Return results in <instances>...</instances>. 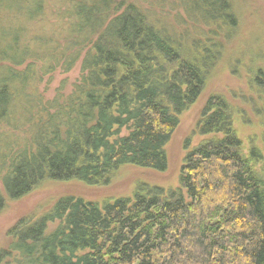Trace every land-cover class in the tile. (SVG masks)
I'll return each instance as SVG.
<instances>
[{"label": "trees", "instance_id": "16d2710c", "mask_svg": "<svg viewBox=\"0 0 264 264\" xmlns=\"http://www.w3.org/2000/svg\"><path fill=\"white\" fill-rule=\"evenodd\" d=\"M44 3L0 0V144L19 116L28 134L19 146L3 142L0 210L47 179L103 185L122 165L166 171L179 115L223 53L209 38L239 26L232 0H177L184 28L136 0H68L61 43L28 34L30 21H44ZM79 61L69 92L45 99L35 87ZM251 85L264 105V86ZM233 112L222 94L207 99L199 129L211 137L187 152L177 188L142 186L103 207L60 195L9 230L0 264H264L263 153L245 147Z\"/></svg>", "mask_w": 264, "mask_h": 264}, {"label": "rangeland", "instance_id": "374dc122", "mask_svg": "<svg viewBox=\"0 0 264 264\" xmlns=\"http://www.w3.org/2000/svg\"><path fill=\"white\" fill-rule=\"evenodd\" d=\"M67 1L45 0L43 24L39 20L30 21L28 34L30 35V31L35 33L41 29L42 39L55 35L62 43L68 33L65 16ZM136 1L143 7L149 8L155 16L165 18L166 24L184 28V25L175 21L180 17L177 0H166L167 3L170 2V5L163 7L159 0ZM232 2L239 16V26L231 37L226 38L227 40L214 36L209 38V47L216 50V53H220L222 49L223 53L217 60V64L208 72L199 98L189 104L179 115V125L166 144L167 170L160 172L132 164L122 165L114 172L110 183L103 185L44 180L29 194L21 198L6 199L4 208L0 210V248L8 245L9 230L20 219H28L30 216L48 211L60 195L76 194L97 202L100 207H103L106 202L132 196L142 186H157L166 191L177 188L185 155L189 150L211 137L200 132L199 121L205 103L212 94H222L231 103L234 109L235 126L240 138L245 147H260L263 161L259 167L264 169V105L255 104L256 94L251 85L254 83L255 87L264 86V74L259 79L260 85L255 82L259 69L264 70V0H232ZM59 28L60 32L55 33ZM189 28L192 29L191 26ZM43 44L45 45V42ZM24 68L25 66L18 67V69ZM80 75L81 61L69 72L59 66L50 74H42L41 80L32 84L35 83V87L43 93L45 99H52L59 91L69 92ZM28 90L34 91L33 89ZM19 108L20 106L16 108L17 115L22 113ZM16 120L18 122L16 129L9 125L5 126L8 135L4 133L0 153L6 148L3 147V142L19 146L26 140L28 134L23 124L24 119L19 116ZM126 133L124 130L123 134ZM14 148L19 147H7V150L12 149L11 152H13ZM5 158L8 157L5 156ZM4 172L5 170L0 166V190L4 188L2 182Z\"/></svg>", "mask_w": 264, "mask_h": 264}]
</instances>
